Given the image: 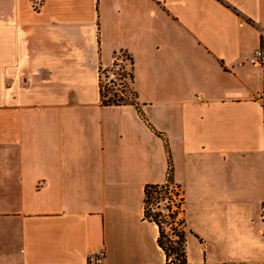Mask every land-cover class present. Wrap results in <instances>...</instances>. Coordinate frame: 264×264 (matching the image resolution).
Instances as JSON below:
<instances>
[{"label": "crops", "instance_id": "obj_1", "mask_svg": "<svg viewBox=\"0 0 264 264\" xmlns=\"http://www.w3.org/2000/svg\"><path fill=\"white\" fill-rule=\"evenodd\" d=\"M261 47L264 0H0V264H166L168 154L186 264H264ZM118 56L134 105L103 106Z\"/></svg>", "mask_w": 264, "mask_h": 264}, {"label": "rangeland", "instance_id": "obj_2", "mask_svg": "<svg viewBox=\"0 0 264 264\" xmlns=\"http://www.w3.org/2000/svg\"><path fill=\"white\" fill-rule=\"evenodd\" d=\"M122 56H118L115 65L101 71L99 80L103 88V98H129V62ZM132 98V97H130ZM146 210L150 215H158L159 223L165 234L172 241H177L176 235L185 231L182 217V201L178 196V189L175 186H169L168 196L162 195L159 198L151 199L147 202ZM170 216H173L171 219Z\"/></svg>", "mask_w": 264, "mask_h": 264}, {"label": "trees", "instance_id": "obj_3", "mask_svg": "<svg viewBox=\"0 0 264 264\" xmlns=\"http://www.w3.org/2000/svg\"><path fill=\"white\" fill-rule=\"evenodd\" d=\"M221 1V0H219ZM115 65V64H114ZM129 66H130V73H129V84L132 81V73H131V64L129 60ZM100 98L101 103L103 106H119V105H125V104H131L134 105L133 99H122V98H114L116 96H113V98L105 99L103 98V88L100 86ZM130 94V93H129ZM169 186H175V188L178 189V196L180 195V199L182 201L181 197V191L180 187L175 183V180L173 178V166L171 162V156L168 154V167H167V177L166 181L163 184H148L144 188V212L143 217L145 220L154 223L158 228V236H157V246L161 249L163 252L166 264H186L185 259V231L179 232L176 237L177 241H172L170 238L165 234L162 226L158 222V215H150V213L146 210L147 202L151 199H156L161 197L162 195L169 194ZM171 219H173V216H170Z\"/></svg>", "mask_w": 264, "mask_h": 264}, {"label": "built area", "instance_id": "obj_4", "mask_svg": "<svg viewBox=\"0 0 264 264\" xmlns=\"http://www.w3.org/2000/svg\"><path fill=\"white\" fill-rule=\"evenodd\" d=\"M248 63L256 67H264V48H258L253 51L251 56L248 58ZM259 220L262 225H264V203L260 204L259 207ZM264 238V232L262 233ZM103 258V253L98 256H89L88 264H101Z\"/></svg>", "mask_w": 264, "mask_h": 264}]
</instances>
